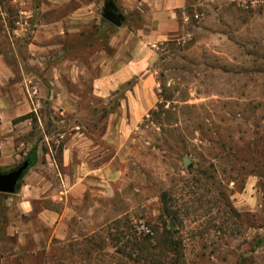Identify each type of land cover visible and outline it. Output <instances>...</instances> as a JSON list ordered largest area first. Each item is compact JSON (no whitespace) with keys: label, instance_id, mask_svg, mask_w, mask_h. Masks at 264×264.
<instances>
[{"label":"rangeland","instance_id":"obj_1","mask_svg":"<svg viewBox=\"0 0 264 264\" xmlns=\"http://www.w3.org/2000/svg\"><path fill=\"white\" fill-rule=\"evenodd\" d=\"M91 1L90 23H70L66 54L42 29L41 52H27L44 17L19 32L17 7L2 6L0 42L36 109L4 170L37 140L32 168L54 174L47 143L56 158L75 131L98 169L46 264H264V0H110L120 26L103 20L106 0ZM123 62L139 71L120 88Z\"/></svg>","mask_w":264,"mask_h":264},{"label":"crops","instance_id":"obj_2","mask_svg":"<svg viewBox=\"0 0 264 264\" xmlns=\"http://www.w3.org/2000/svg\"><path fill=\"white\" fill-rule=\"evenodd\" d=\"M6 1L17 7V23L21 28L16 31L27 30L34 15L44 17L42 23L34 25L36 28L32 29L31 37L26 43V50L31 54L41 52L37 43V40L39 41L38 32L41 29L47 37L59 38V44H54V50H51L55 54L57 51L66 54L68 46L65 44L64 37L71 28H74L70 23L81 22L86 25L93 17L91 8L94 3L91 0L83 2L79 0H0V20L2 21L5 20L6 15L2 6ZM73 2L79 5L69 11L68 7ZM181 3V0L176 2L178 5ZM161 25L163 26L160 36L164 39L171 38L176 29H166L164 24ZM11 45L12 53H15L14 42ZM63 58L64 56L59 57L60 63L62 60L66 61ZM131 63L123 62V65L112 75L114 80H121L118 82L119 85L135 77L139 71L138 64L132 66ZM51 68L56 67L53 64ZM14 76L13 65L5 55L0 42V171L3 172L13 168L8 167V170H4L3 165L15 163L17 132L30 133L33 129L32 118H19L32 111L36 112L35 107L26 109L27 104L34 102V98L29 96V92L26 96L22 91L23 83L31 80L15 81ZM49 81L51 84L58 83L57 80ZM16 87L20 90L17 96ZM56 96L62 99L63 94L59 92ZM29 101H31L30 104ZM42 132L46 138L47 133L44 130ZM89 141L90 139L82 132L75 131L63 143L60 155L56 158L52 154V147L47 143L49 151H46V155L51 166L56 168L54 174L43 173L37 168H32L37 164L39 148L37 140L32 142L31 149L36 148L34 164L29 167L30 169L28 168V172L26 171L16 192L2 193L6 194L5 196L0 195V213L3 206V217L0 218V250L4 246L9 248L7 252H0V264H46L53 239H63L66 235L64 220L69 219L73 212L70 203L83 198L89 185L88 175L90 177L91 173L98 170L96 167H91L93 157L88 153L90 151H86L92 149ZM59 166L65 168L66 171L61 172Z\"/></svg>","mask_w":264,"mask_h":264},{"label":"water","instance_id":"obj_3","mask_svg":"<svg viewBox=\"0 0 264 264\" xmlns=\"http://www.w3.org/2000/svg\"><path fill=\"white\" fill-rule=\"evenodd\" d=\"M101 16L111 24L120 26L122 23V14L116 11L113 2L106 0L103 6ZM187 164V161H184ZM31 161L26 157L19 165L3 172L0 171V192L13 193L19 188L21 180L30 166Z\"/></svg>","mask_w":264,"mask_h":264},{"label":"trees","instance_id":"obj_4","mask_svg":"<svg viewBox=\"0 0 264 264\" xmlns=\"http://www.w3.org/2000/svg\"><path fill=\"white\" fill-rule=\"evenodd\" d=\"M103 20H104V19H103ZM178 42H179V41H178ZM171 43H172L171 41H168V42H167V45H168V44H171ZM135 79H137V78H135ZM135 79H134V77H133L132 79L127 80L126 82L120 84V88L123 87V86H124V87H125V86H126V87L130 86L131 83H132L131 80H135ZM154 113H155V111L153 110L151 114H154ZM32 115H33V114L28 113V114H25V115L21 116L19 119H25V118H28V117L32 118ZM33 119H34V118H32V120H33ZM61 149H62V147L60 146V149H59L60 152H61ZM35 151H36V148H32V149L30 150L28 156H27V158L31 161L29 167H31V166L34 164L35 160H36V153H35ZM21 181H22V180H21ZM0 195H4V196H5L6 194H2V193H0ZM1 210H2V209H1ZM263 240H264V237H262V240H261V241H263Z\"/></svg>","mask_w":264,"mask_h":264},{"label":"built area","instance_id":"obj_5","mask_svg":"<svg viewBox=\"0 0 264 264\" xmlns=\"http://www.w3.org/2000/svg\"><path fill=\"white\" fill-rule=\"evenodd\" d=\"M33 91L36 92V88L33 87ZM145 232H148L149 230L148 229H144Z\"/></svg>","mask_w":264,"mask_h":264},{"label":"flooded vegetation","instance_id":"obj_6","mask_svg":"<svg viewBox=\"0 0 264 264\" xmlns=\"http://www.w3.org/2000/svg\"><path fill=\"white\" fill-rule=\"evenodd\" d=\"M116 11L118 12V10L116 9ZM119 13V12H118Z\"/></svg>","mask_w":264,"mask_h":264}]
</instances>
